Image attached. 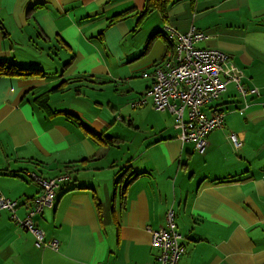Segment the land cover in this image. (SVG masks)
Returning <instances> with one entry per match:
<instances>
[{
  "label": "crops",
  "instance_id": "obj_1",
  "mask_svg": "<svg viewBox=\"0 0 264 264\" xmlns=\"http://www.w3.org/2000/svg\"><path fill=\"white\" fill-rule=\"evenodd\" d=\"M147 1L0 0V64L45 74L0 79V195L26 219L41 194L29 174H71L33 218L58 251L2 211L0 264H150L171 209L179 264H264V0H172L143 17ZM167 27L207 35L198 46L227 53L259 91L241 98L232 83L206 108L226 122L202 154L152 98L131 107L175 56Z\"/></svg>",
  "mask_w": 264,
  "mask_h": 264
},
{
  "label": "built area",
  "instance_id": "obj_2",
  "mask_svg": "<svg viewBox=\"0 0 264 264\" xmlns=\"http://www.w3.org/2000/svg\"><path fill=\"white\" fill-rule=\"evenodd\" d=\"M166 31L168 39L175 46V56L157 67L152 87L131 107H142L152 98L156 111L168 112L174 116L177 138L182 143H192L195 150L202 154L208 147L209 135L223 129L226 122L225 112L217 110L208 113L206 108L218 101L232 83L236 84L241 98L257 96L259 91L246 90L241 85L244 75L235 67L228 66L227 53L200 48L198 45L209 37L195 27L185 34L174 27H167ZM229 140L235 149L242 148L243 139L239 134L231 133ZM29 179L40 187L41 194L26 219L17 216L19 203L2 195L0 212L9 211L16 224L35 236L38 248L58 251V241L46 240L45 233L34 224L33 218L43 214L45 209L54 207L57 189L71 180V174L47 179L31 173ZM175 217V212L171 209L167 214V227L152 233V246L159 251V255L150 264H179L184 255V238L177 229Z\"/></svg>",
  "mask_w": 264,
  "mask_h": 264
},
{
  "label": "trees",
  "instance_id": "obj_3",
  "mask_svg": "<svg viewBox=\"0 0 264 264\" xmlns=\"http://www.w3.org/2000/svg\"><path fill=\"white\" fill-rule=\"evenodd\" d=\"M172 0H148L146 4V9L143 13V17H145L147 14H149L152 11H159L161 12L164 16L166 14V11L170 5ZM121 17H117L113 20V22L119 21ZM40 76L44 77L45 74L42 71L35 70V69H24L18 67L15 63H3L0 64V79L2 78H11V77H33V76ZM111 143V142H110ZM136 175H132L126 183L123 185L122 189H126V186L129 185L131 180L135 177ZM124 194V193H123ZM122 194V195H123Z\"/></svg>",
  "mask_w": 264,
  "mask_h": 264
}]
</instances>
